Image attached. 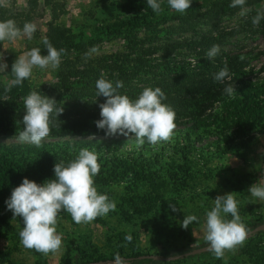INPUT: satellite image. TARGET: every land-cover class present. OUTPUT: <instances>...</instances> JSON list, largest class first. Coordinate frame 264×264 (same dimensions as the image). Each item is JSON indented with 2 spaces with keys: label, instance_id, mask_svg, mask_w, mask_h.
<instances>
[{
  "label": "rangeland",
  "instance_id": "1",
  "mask_svg": "<svg viewBox=\"0 0 264 264\" xmlns=\"http://www.w3.org/2000/svg\"><path fill=\"white\" fill-rule=\"evenodd\" d=\"M52 1L59 5L57 19L53 20L51 8L43 0H38L36 8L30 12L29 21L16 22L20 28L25 22L36 25L32 39L24 36L11 42H0V62L8 65L6 70L0 68V130L3 132V135L0 133V142L15 152H22L24 157L33 144L20 142L18 134L23 130L24 99L32 90L54 97L59 107L76 111L60 115L58 126L52 128L51 134L42 142H57L68 133L74 135L77 132L93 135L91 138L97 143L106 136L95 124L99 120V104L105 102V99L92 95H96L95 84L87 89L83 81L76 80L68 88L63 87L58 80L59 72L67 60L78 61L79 67L94 60L92 64L95 66L97 59L127 53L124 36L108 29L117 22L143 14L138 4H130L127 0ZM222 1L227 3L212 16L214 5ZM27 2L0 0V5L24 17L29 13ZM195 3L186 14H179L170 9L167 0H162L164 11L159 15L155 13L148 33L145 28L138 29V39H145L143 45L155 46L189 39L199 33L217 36L237 29L234 35L219 44L220 53L213 64H217V59L226 62V55L236 54V66L229 69L231 75L263 83V20L258 27H254L251 21L258 11L264 12V0H247L246 6L251 9L247 17L239 15V7H229L231 0H195ZM180 17L188 19L193 30L184 24L181 26ZM20 20L23 19L17 21ZM44 39L55 48L66 50L59 68H34L32 77L21 85L29 89L26 96L5 94L3 90L14 78L11 74L13 62L37 47L42 55H46ZM153 57L160 62L184 63L187 68L197 66L198 61L206 58H197L194 52L186 49L158 51ZM216 107L214 105L207 113H212ZM190 121L189 116L176 118L177 127L171 142L148 146L146 150H140L141 147L134 143L125 144L120 154L131 158L142 151L144 157L150 159V171L160 172L159 179L132 182L123 177L103 184L95 183L99 193L108 195L116 203V209L86 224H77L70 214L62 212L57 226L58 233L62 234V247L56 253L45 255L23 247L19 238L23 220L13 218L7 209L5 201L11 194L0 195V264H115L117 254L127 264H169L171 258L172 264H264V200L248 192L249 187L257 182L264 185V120L244 138L250 141L244 161L233 155L220 154L226 143L238 141L233 139L234 126L215 123L186 139L182 129ZM86 127H91L89 132H84ZM182 143H191L197 151L190 156L185 173L169 176L173 165L172 152ZM74 146L76 150L77 145ZM199 150L209 155L207 162L198 156ZM175 163L178 165V161ZM232 192L237 193L239 215L249 229V235L242 246L234 251L226 250L224 256L217 259L205 240L206 213L214 207L212 200L216 196ZM169 204L174 205L176 211H172ZM190 215L196 216L198 221L184 229L182 221ZM227 218L231 219L230 214ZM127 236L131 237L130 242L125 239Z\"/></svg>",
  "mask_w": 264,
  "mask_h": 264
},
{
  "label": "trees",
  "instance_id": "2",
  "mask_svg": "<svg viewBox=\"0 0 264 264\" xmlns=\"http://www.w3.org/2000/svg\"><path fill=\"white\" fill-rule=\"evenodd\" d=\"M127 1L130 4H138L139 8L143 10V14L141 17L117 22L108 31L111 30L115 34L124 36L128 52L109 56L107 59H97L94 62L95 66L92 64L94 60L86 65H80V67L78 61L67 60L64 62V69L59 72L58 80L61 85L68 88L72 84L71 82L81 80L87 89L93 88L92 85L96 84L101 73H104L106 78L113 82L123 81L124 86L119 89L120 94L127 95L133 100L138 98L144 88L159 87L167 98L164 103L175 111L176 118L188 116L191 118V123L182 129L186 139L189 135H197L201 130L205 131L212 124H231L234 126L233 139L238 141L226 143L220 154L233 155L240 160H246L250 141L244 138L261 126L264 120V103L262 102L264 82L241 80L234 74L231 81L215 82L213 75L218 72L216 69L224 67L225 64L220 59L215 60L217 64L214 65L213 60L204 58L198 61L197 66L187 68L184 63L160 62L153 57L158 51L179 49L192 51L197 58L206 57L205 53L213 45H219L223 39L234 35L237 29L221 32L217 36L199 33L189 39L146 46L142 43L145 39H138L137 32L141 27L145 28L147 33L149 32L155 13L148 7L146 1ZM37 2L38 0H28L29 13L24 17H22L23 14L10 12L0 5V21L9 19L15 22L29 21L30 12L36 8ZM53 2L52 0H43V3L51 8L52 17L55 20L58 17L59 5ZM226 3V1L216 3L211 10L212 16L221 11L222 6ZM195 4V0H193L192 7ZM18 19L23 20L17 21ZM178 20L181 21V26L184 24L188 29L193 30L188 19L183 20L180 17ZM261 24L264 26V20ZM225 57L228 58L226 60L228 68L233 70V66L235 67V63H237V55L230 54ZM235 71H237L236 68ZM229 84L235 85L237 94L234 93L231 96L226 94L225 88ZM3 92L12 97L26 96L29 89L26 86H14L10 91L5 92L4 89ZM101 98L105 99L102 96ZM214 105H217L214 111L207 113V110L213 108ZM70 113H76V111H73L72 108H64L63 115ZM100 118L99 115L98 119ZM86 128L87 130L84 132H89L91 127ZM0 133L3 135L2 130ZM65 136L57 142H42L39 147L33 145L29 151H26L28 152L27 157L21 155L22 152H15L0 142V195L2 197L9 196L12 189L18 187L24 178L38 184L55 178L53 171L55 163L64 161L67 164L74 160L83 148L96 151L99 155L98 163L101 168L99 174L94 177L96 184H103L123 177L132 182L143 180L153 182L160 177V172L150 171V159L145 158L142 151H138L137 155H133L131 158L120 154V150L125 147V144H137L135 136H101L102 139L99 143L93 140L91 138L93 135L89 133L77 132L74 135L68 133ZM74 145H77L76 150ZM148 146L152 145L145 140V143L140 146V150H146ZM195 151L197 149L191 143H182L178 149H175L171 155L173 165H171L172 168L168 175L175 176L180 172L185 173L186 169L184 168L188 166L190 156ZM198 152V156L204 161L209 160V155H205L203 150ZM213 154L215 155V153ZM177 161L178 165L175 163Z\"/></svg>",
  "mask_w": 264,
  "mask_h": 264
},
{
  "label": "clouds",
  "instance_id": "3",
  "mask_svg": "<svg viewBox=\"0 0 264 264\" xmlns=\"http://www.w3.org/2000/svg\"><path fill=\"white\" fill-rule=\"evenodd\" d=\"M146 3L158 15L164 11L162 0H146ZM192 4L193 0H167L170 9L179 14H186ZM246 4L247 0H231L229 7H239V15L247 17L251 9ZM261 20H264V12L258 11L252 17V25L258 27ZM36 30V25L32 22H25L23 28H20L12 19L0 21V42H11L24 36L32 39ZM43 43L46 55H42L41 49L37 47L16 58L11 65L14 78L5 92L14 86H21L31 78L36 67L42 70L59 68L66 50L55 48L48 39H44ZM219 53L220 46L213 45L207 51L206 58L214 60ZM7 67L6 63L0 62V68L6 70ZM213 79L218 83L231 81L232 75L226 62L213 75ZM123 86V81L113 82L104 73L96 81L97 97L105 98V102L99 104L101 118L95 121L97 129L103 130L106 136H135L138 146H142L145 140L152 146L171 142L177 127L176 113L164 103L167 98L162 89L146 87L137 99L132 100L129 96L120 94L119 89ZM225 92L229 96L236 93L235 85L229 84ZM58 103L54 97L32 90L24 99L23 130L19 132L18 140L39 147L51 134L52 128L58 126V117L64 112V108L59 107ZM98 160L96 151L83 148L67 164L64 161L55 163V178L42 184L24 178L18 187L12 189L5 204L13 218L20 217L23 220V228L19 233L23 247L45 255L56 253L62 247V234L57 231L62 212L70 214L75 223L86 224L116 209V203L108 195L99 193L95 186L94 177L101 168ZM248 192L251 196L264 200V185L257 182L249 187ZM236 194L232 192L216 196L212 200L214 207L206 213L205 240L217 259L222 258L226 250L234 251L242 246L249 235V229L239 215ZM169 207L176 211L174 205L169 204ZM229 214L231 219L227 218ZM194 221H198L196 216H185L181 226L187 229ZM125 239L131 241L130 236ZM115 264L127 262L117 254ZM169 264H172V258Z\"/></svg>",
  "mask_w": 264,
  "mask_h": 264
}]
</instances>
